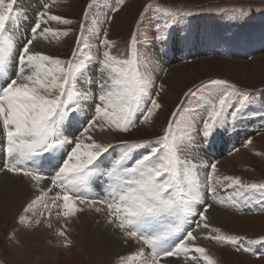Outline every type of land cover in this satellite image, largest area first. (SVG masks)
I'll list each match as a JSON object with an SVG mask.
<instances>
[{"label":"rangeland","instance_id":"374dc122","mask_svg":"<svg viewBox=\"0 0 264 264\" xmlns=\"http://www.w3.org/2000/svg\"><path fill=\"white\" fill-rule=\"evenodd\" d=\"M43 2L51 3L52 0ZM63 5L60 14L68 13L59 18L70 23H55L60 31L56 39H62V42L52 47L56 51L48 56L64 62L65 69L70 63H79L87 56L92 57L91 61H86L88 67L75 79L76 90L79 91L80 83L83 82L92 102L98 104L100 84L104 79L100 67L104 50H108L109 55L117 60H127L130 53H134V58L140 64L142 78L152 82L150 99L156 100L160 106L152 116L155 121L152 124L149 121L140 123L127 133L114 132L115 144L121 147L129 144L147 145L139 148L143 156L164 135L172 119L170 115L175 112L174 135L180 137L185 130H190L192 134L191 141L179 155L185 163L190 162V177L198 180V184L193 186L194 190L200 192L206 206L222 209L230 218L218 230L226 236L243 238L244 241L264 240V191L259 190L264 188V0H63ZM35 23L36 14L32 13L26 25L20 24L22 34L18 28L15 29V32L19 31L16 39L19 46L24 45L26 34ZM105 40L111 45L108 49L101 47ZM162 42H168V46L177 51L164 61L154 54L156 46ZM213 80L233 86L235 93L247 94L241 118L226 125L233 126V130L250 128L246 135L233 144L234 151L244 156L239 164L231 160L232 155L224 154L219 145L205 149V140L208 138H200L209 106L217 102L221 94L231 91L205 86ZM235 93L229 99L232 107H235L233 102L239 99ZM232 107L225 110L226 116ZM79 113L85 116L86 123L92 118L86 108L82 107ZM78 114L73 115L82 117ZM142 115V112H138L135 119L139 120ZM249 140L250 145L247 144ZM122 150L125 149L122 147ZM5 162L7 165L8 160ZM0 163L4 167L3 160ZM224 163L241 185L257 186V190L243 192L236 187L232 189L213 176L211 166L215 164L217 169L218 165ZM177 182L185 190L187 184L182 174ZM224 191L228 199L238 200L241 205L232 208L229 205L223 207L221 201L215 203V199L221 198ZM178 198L187 197L178 195ZM194 207L199 213L203 206ZM41 211L42 207L38 206L33 217L36 218ZM10 217V212H0V264H34V259L22 262L14 260L12 249L20 241L9 243L12 220L8 223L4 220ZM30 219L28 214L26 220ZM197 219L192 217L191 221ZM191 221L183 225L185 231L196 225ZM210 222L214 228L218 227H215L216 219ZM61 225L64 226V223L53 231L54 239L50 242L54 254L53 264L58 249L65 252L67 248L71 250L67 255L73 264H92L88 253L81 254L82 258L74 248L72 252L71 244L88 249L86 241ZM58 231H64L67 239L57 236ZM179 239L180 236L173 238L167 247H172ZM65 244L68 246L65 247ZM210 245L211 251L201 244L198 247L206 250V256L214 264H264V245L249 243L248 253L235 251L232 246L213 241H210ZM192 256L199 257L198 254ZM176 260L170 257V261ZM197 264H206V261L200 258Z\"/></svg>","mask_w":264,"mask_h":264},{"label":"snow or ice","instance_id":"6c2138e0","mask_svg":"<svg viewBox=\"0 0 264 264\" xmlns=\"http://www.w3.org/2000/svg\"><path fill=\"white\" fill-rule=\"evenodd\" d=\"M52 2L55 3L56 0ZM15 3L16 0H0V81H5L0 86V138L8 157V164L0 167V172L31 181L34 191L41 193L39 185L48 177L40 170L46 165H55L57 154L63 147L74 144L60 166L55 168L51 186L24 207L17 220L19 225L27 226L31 223L26 220V214L35 215L38 206L43 209L39 214L42 219H50L51 210L55 209L56 218H62L66 222L84 211L100 213L103 210L106 212L108 225H112L124 238L135 241L148 250L147 253L140 250L135 255L121 257V264H135L141 258L144 264H159L160 260L169 257L193 259L188 253H196L206 264H214L206 256L205 249L188 246V242L195 243L193 232H198L200 228L215 234L204 236L203 239L232 246L238 252L248 253L249 243L264 245V240L244 241L243 238L229 237L220 230L209 227L205 215L209 207L205 205L203 196L193 188L198 180L188 179V191L180 188L178 177L181 174L189 177L191 168L190 162L185 163L179 153L191 141L192 134L190 130H185L180 137L174 135L176 113H173L168 128L155 142V146L130 168H122L121 165L128 160L131 152L147 145H122L125 150L107 172L110 181L107 198L92 195L88 191V182L100 171L97 161L109 152V146L74 141L68 138L65 131L66 126L76 122L77 117L73 114L79 113L80 102L88 99L89 93L76 90L73 82L88 67L86 61H91L92 57L87 56L79 63H70L65 69L64 62L58 59L30 53L33 41L45 39L48 34L59 38L60 34L51 29H42V23H70L48 15L47 8L37 17L30 39L17 53L18 34H13L6 28L14 19ZM44 16H47V21L43 19ZM101 47L108 49L111 45L105 40ZM102 55L104 59L100 62V67L104 79L100 84L98 104L86 129L80 133L89 141L92 137L87 132L93 129L99 132L127 133L132 127L150 121L160 107L156 100L150 99L152 82L142 78L140 64L134 58V53H130L127 60H117L109 55L108 50H104ZM13 60L17 63L15 78L6 79ZM205 86L210 89H231L209 106L201 129V134L207 138L230 121L241 118L247 94L235 93L233 86L219 80H213ZM234 93L239 99L233 102L235 107H232L229 99ZM230 107L232 110L226 116L225 110ZM138 112L143 113L139 120L135 119ZM247 144L250 145L251 140ZM45 156L49 159H38ZM25 165L28 167H24ZM211 169L215 172V164ZM224 179L230 188L235 186L243 192L257 190V186L241 185L239 179ZM53 188L58 189V192L52 193ZM259 190L264 191V188ZM48 193L52 195L49 197ZM208 194L212 195L211 192ZM178 195L187 198L180 199ZM49 200L51 203L47 202ZM195 205L203 206L199 213ZM190 217L198 218L191 221L197 226L185 231L183 225L189 222ZM40 223V219L35 220V225L39 226ZM43 226L51 227L48 223ZM56 235L67 239L64 231H58ZM177 236L180 239L168 248L167 244Z\"/></svg>","mask_w":264,"mask_h":264},{"label":"bare ground","instance_id":"6f19581e","mask_svg":"<svg viewBox=\"0 0 264 264\" xmlns=\"http://www.w3.org/2000/svg\"><path fill=\"white\" fill-rule=\"evenodd\" d=\"M63 6V0H56L55 3L46 2V4L43 2V0H18L16 6L14 7V11L16 10L14 19L11 21L10 26H8L7 28L11 33H13L11 31V27L20 29V24L26 25V23L30 21L32 13H35L36 17L37 15L40 16V14L44 12L46 8L48 15H54L58 18L63 17V15L65 16V14L68 13L63 12V15L60 14L63 10ZM43 19L47 21V16H44ZM55 23L56 22L53 21H47L46 23L41 24V28L51 29L52 32L60 34V31L57 29ZM56 38L57 37L48 34L45 39H37L33 41L32 47L29 49L30 53L42 54L46 56L52 55L53 52L56 51L52 50V47L58 45L59 42H62V39ZM163 42L160 44V46L159 44L156 46V51H154V54L164 61L165 59L174 56L177 51L173 49L172 46L169 47L168 42ZM16 45L19 46L20 43L16 42ZM22 47L23 46H19L17 48V53ZM14 55H16V53H14ZM15 64L16 61L13 60L10 64L6 79L15 78ZM182 65L185 64L183 63ZM102 82L103 80H101V83ZM4 83L5 81H0V86H3ZM167 86L169 87L170 85ZM85 87L86 86L83 84V82L80 83L79 91L81 93L86 92ZM95 106L96 105L88 96L87 100L81 101V105H79V108H86L93 117ZM79 114L82 117L76 119L74 126L65 128V131L68 134V138L73 139L74 141H83V143L85 144L96 142L103 146H109L110 149L108 153L101 157L100 161H97V164L100 165V171L93 175L88 182V191L92 195L103 199L109 191L110 181L107 177V172L120 157L121 153L124 150H122L121 146H117L115 144L113 139L114 132L111 131L99 132L93 129L91 132H87V135L91 136L92 140L89 141L87 139H84V137L81 136L80 133L81 131L86 129L87 123L85 116L83 117L81 113ZM154 121L155 118L152 117L149 122L152 124ZM235 127H238V125ZM249 131L250 128H235L233 130V126H226L225 129L220 130L219 132H215L211 134L212 136L210 135L207 138H212L213 146L219 145L221 151L224 154L232 155L231 160L236 164H239L244 156L239 151H234L233 144L239 141ZM2 141V138H0V161L3 160L4 156V142ZM73 147L74 144L65 145L63 149L57 154L56 164L53 166L46 165L40 170L44 175H46V177H48L39 185V187L41 188V193H37L34 191L33 183L31 181L25 180L22 177H14L10 174L6 176L4 172H0V212L3 214L10 212L12 214V217L7 218V221L4 220V222L6 223L12 220V224L9 228V243L15 244L20 241V244H17L12 249L14 252V260L22 262L25 260L34 259V264H53L54 254L50 247V242L54 239L52 235L53 231H55L57 227L59 228V225L62 223H64L63 228H67L69 229V231L80 235L86 241V244L88 246V249H85L77 244H75L74 246L71 244L72 252H74V248L81 257V254L88 253L92 264H121V257L135 255L140 250H144L147 253L148 250L144 249L143 245L124 238L116 229L113 228L112 225H108L106 212L103 210L100 213L84 211L82 213H79L70 222H66L62 218L57 219V212L55 209H52L51 218L48 220L42 219L39 214L36 218H34L33 214L29 213V216L31 217V223H29L27 226H21L17 223L18 217L23 213L24 207L28 203H30L32 199H35L38 195H41L44 191H46L48 187L51 186V176L54 174L55 168L60 166V162L65 156H67V154ZM140 153L141 152L139 149L131 152L129 156V158H131V161H126L121 166L127 168L132 167L134 162L141 157ZM38 159L44 161L49 158L45 156ZM225 162H227V160H225ZM0 167L2 166L0 165ZM24 167H26V165ZM182 176L185 179V183L187 184L185 186V191H188L189 185L187 181L191 177H185V175L183 174ZM213 176H216L217 179L222 181L223 184H228V182L224 179L225 177L236 178L235 175L231 173V169H229L226 163L218 165ZM231 188L234 189L235 186ZM52 193H56L55 188H53ZM52 193H48V196L50 197ZM220 201L223 203V207L229 205L230 207L235 208L241 205L240 201L238 200L233 201L231 199H228L225 195V191L222 193L221 198L215 199V203L217 204L220 203ZM47 202L51 203L50 200ZM27 215L28 214H26V216ZM205 215L209 227L214 228L210 221L212 219H216L215 227L218 225L216 229H221L220 225L225 221L230 220V218L227 217L222 209L213 207L212 205L209 206V211ZM37 219H40L41 221L39 226L35 225V220ZM45 223L50 224L51 227H44L43 225ZM196 226L197 225H194V227ZM193 235L194 237H196L195 243L193 244L192 242H188L189 247H198V245L201 244V246H204L207 250H212L210 241L203 238L201 240V237L213 236L215 235L214 233L208 232L204 228H200L198 232H193ZM72 238H74V235H72ZM190 243L191 245H189ZM67 249L68 250H65V252L58 249L55 264H73L72 260L67 255V253L70 254L71 250L70 248ZM187 255L191 257H193L192 255L197 256L196 253H188ZM69 259L71 261H69ZM198 261H200L199 257L186 260L182 256V258L180 257L175 262L170 261V257L166 260H160L159 264H197ZM135 264H144L143 258L135 262Z\"/></svg>","mask_w":264,"mask_h":264}]
</instances>
